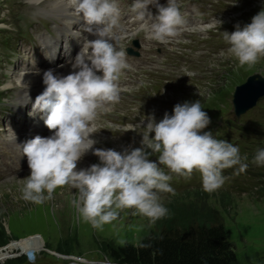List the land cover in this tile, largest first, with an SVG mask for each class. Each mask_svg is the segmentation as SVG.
<instances>
[{
	"label": "clouds",
	"instance_id": "clouds-1",
	"mask_svg": "<svg viewBox=\"0 0 264 264\" xmlns=\"http://www.w3.org/2000/svg\"><path fill=\"white\" fill-rule=\"evenodd\" d=\"M149 5L156 6L157 15L147 10ZM68 6L76 17H83L84 31L96 39H84L70 61L73 71L67 76L54 75L51 69L43 73L45 88L32 108L42 114L45 127L53 134L36 136L20 145L10 131L11 141L27 158L30 169L22 189L24 200L42 203L57 188L70 186L78 193L73 207L95 229L115 221L118 210L124 209H135L155 222L168 215L160 194H175L168 183L172 176L160 165L185 178L199 172L205 192L223 186V170L236 165L240 172L247 170L248 164L242 163L237 146L216 139L211 132L202 133L210 118L198 100L176 104L172 115L165 113L159 122L149 115L138 124L128 125L127 131H135L147 120L141 147L95 149L93 155L100 163L75 171L77 162L96 143L90 137L97 132L98 116L120 102L125 90L120 80L130 65L125 51L113 43V29L119 26L121 17L117 0H68ZM132 10L140 21L138 31L144 32L146 39L162 44L176 37L185 25L177 0H167L166 6L157 0H134ZM221 23L214 20L212 27L219 28ZM222 35L229 45L228 56L242 66L255 65L264 58V10L253 16L250 24L243 28L237 24L231 34ZM28 71L21 70V82ZM155 153H159L157 160L150 161L149 156ZM253 159L255 164L264 165V149L257 150Z\"/></svg>",
	"mask_w": 264,
	"mask_h": 264
},
{
	"label": "rangeland",
	"instance_id": "rangeland-1",
	"mask_svg": "<svg viewBox=\"0 0 264 264\" xmlns=\"http://www.w3.org/2000/svg\"><path fill=\"white\" fill-rule=\"evenodd\" d=\"M38 3L52 7L48 0ZM32 4L28 0H0V40L11 36L19 23L35 18ZM2 55L0 46V57ZM234 63L232 72L238 73L235 75L237 77L222 78L215 85V89L203 94L200 102L202 110L213 121H218L222 115L233 114L230 90L234 85L244 81L251 72L260 73L264 78V58L253 66H242L235 58ZM260 101L262 100L256 102L260 106L259 112L258 107L254 109V106L246 112V116L252 126L259 125L261 134L247 136L252 137L248 138L251 141L243 139V142L239 141L242 137L237 135L243 134L242 131H234L231 139L225 138L239 148L240 154H247L251 149H264V131L260 127H264V103ZM211 126L213 125L210 123L202 133L210 132ZM125 147L139 148L141 142L127 143ZM155 154L158 158L159 153ZM256 165L254 163L251 166ZM160 167L172 176L168 182L171 187L180 185L181 176L170 173L164 165ZM253 170L255 174L262 172L260 167H254L248 172L253 173ZM262 170L264 171V165ZM29 176L30 169L0 182L3 226L13 236L0 250L10 241H14L10 245L18 244V249L15 248L0 258V264H16L12 260L20 257L24 261L17 264H101L109 261L105 255L107 247L119 246L125 241L135 243L138 236L151 225V220L137 213L135 209H124L118 210L119 215L115 221L105 224L102 229H95L83 221L73 207L72 201L77 198L78 193L70 186L57 188L51 198L42 203L24 200V179ZM193 190L187 191L192 193ZM183 193L184 190L171 193L170 196L179 197ZM207 193V202L223 217L226 238L234 247L235 264H264V173L244 174L235 178L230 175L221 188ZM168 197H161V200ZM30 256L34 260H30Z\"/></svg>",
	"mask_w": 264,
	"mask_h": 264
},
{
	"label": "trees",
	"instance_id": "trees-1",
	"mask_svg": "<svg viewBox=\"0 0 264 264\" xmlns=\"http://www.w3.org/2000/svg\"><path fill=\"white\" fill-rule=\"evenodd\" d=\"M207 196L203 189H194L161 200L168 215L151 221L135 243L125 241L107 247V259L116 264H235L234 247L226 238L223 217L207 202ZM3 217L0 210V247L13 238L4 229ZM12 242L0 250V258L18 249L17 243L10 245ZM12 261L17 264L24 259Z\"/></svg>",
	"mask_w": 264,
	"mask_h": 264
},
{
	"label": "bare ground",
	"instance_id": "bare-ground-1",
	"mask_svg": "<svg viewBox=\"0 0 264 264\" xmlns=\"http://www.w3.org/2000/svg\"><path fill=\"white\" fill-rule=\"evenodd\" d=\"M40 1H46V0H28L29 3H38ZM48 2L50 3V5H52V7H50V8H54V9H61L65 5L68 4V0H48ZM70 71H73V69L71 68ZM53 73H54V75H56V72H53ZM249 95H251V94L248 93L246 96H249ZM88 168H89L88 164H84V163H81L78 161L77 162V168L75 169V171L86 170Z\"/></svg>",
	"mask_w": 264,
	"mask_h": 264
},
{
	"label": "water",
	"instance_id": "water-1",
	"mask_svg": "<svg viewBox=\"0 0 264 264\" xmlns=\"http://www.w3.org/2000/svg\"><path fill=\"white\" fill-rule=\"evenodd\" d=\"M252 79H253V77H252ZM249 80H251V78ZM261 93H262V86L259 88V90L256 93L250 95V97L248 98V101H244V103H241V104H239L238 102H234L236 114L244 111L247 107L250 106V104H253L256 97L258 95H260Z\"/></svg>",
	"mask_w": 264,
	"mask_h": 264
}]
</instances>
